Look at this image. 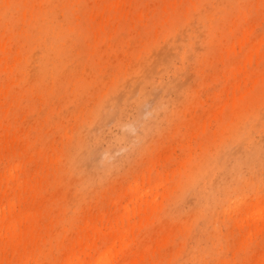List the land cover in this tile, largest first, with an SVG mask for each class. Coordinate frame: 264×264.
I'll use <instances>...</instances> for the list:
<instances>
[{"label":"rangeland","instance_id":"374dc122","mask_svg":"<svg viewBox=\"0 0 264 264\" xmlns=\"http://www.w3.org/2000/svg\"><path fill=\"white\" fill-rule=\"evenodd\" d=\"M0 264H264V0H0Z\"/></svg>","mask_w":264,"mask_h":264},{"label":"bare ground","instance_id":"6f19581e","mask_svg":"<svg viewBox=\"0 0 264 264\" xmlns=\"http://www.w3.org/2000/svg\"><path fill=\"white\" fill-rule=\"evenodd\" d=\"M110 250H111V249H109V250H108V251H109V253H110ZM105 254H106V253H105Z\"/></svg>","mask_w":264,"mask_h":264}]
</instances>
